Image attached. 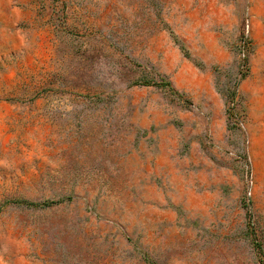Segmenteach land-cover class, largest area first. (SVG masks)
Instances as JSON below:
<instances>
[{"label": "rangeland", "instance_id": "rangeland-1", "mask_svg": "<svg viewBox=\"0 0 264 264\" xmlns=\"http://www.w3.org/2000/svg\"><path fill=\"white\" fill-rule=\"evenodd\" d=\"M27 1L0 264H264V0Z\"/></svg>", "mask_w": 264, "mask_h": 264}, {"label": "crops", "instance_id": "crops-1", "mask_svg": "<svg viewBox=\"0 0 264 264\" xmlns=\"http://www.w3.org/2000/svg\"><path fill=\"white\" fill-rule=\"evenodd\" d=\"M30 8L27 0H0V29L7 26L17 28L22 23L16 19Z\"/></svg>", "mask_w": 264, "mask_h": 264}]
</instances>
